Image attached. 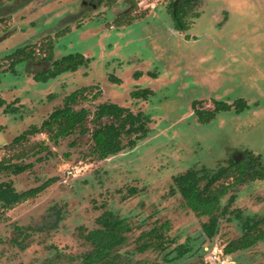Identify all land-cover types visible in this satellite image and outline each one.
I'll use <instances>...</instances> for the list:
<instances>
[{
    "label": "rangeland",
    "instance_id": "obj_1",
    "mask_svg": "<svg viewBox=\"0 0 264 264\" xmlns=\"http://www.w3.org/2000/svg\"><path fill=\"white\" fill-rule=\"evenodd\" d=\"M169 2L0 0V96L18 107L11 113L0 108V161L31 164L24 172L7 170L0 176V264H82L92 248L84 235L98 228L96 218L106 210L132 226L118 250L125 264H264V240L232 254L224 252L242 236L246 217L264 216V177L234 186L221 198L219 213L230 195H236L210 239L202 229L209 218L195 215L183 205L179 191L172 190L174 176L203 166L216 171L229 165L236 151L260 157L257 168L264 174V0H201L184 38L169 30L172 19L167 12L160 18L154 13L155 5ZM127 10L144 19L120 35L108 26ZM83 22L92 26L74 28ZM65 28L69 30L58 38ZM48 41L56 57L86 52L93 64L37 81L35 75L50 63H10L17 47H32L39 55L49 49ZM138 70L144 76L135 81ZM111 74L122 82L109 81ZM97 84L103 95L78 108L93 111L112 97L128 105L126 98L136 85L155 90L134 108L150 118L148 140L103 161L89 153L91 124L56 143L42 133L12 144L23 131L41 126L67 94ZM195 100L197 107L212 109L222 100L233 108L203 123L193 112ZM44 185L37 196L6 208L23 191ZM130 188L137 193L130 196ZM161 224H167L164 249L144 236ZM150 241L153 244L141 251ZM181 244L189 251L177 257Z\"/></svg>",
    "mask_w": 264,
    "mask_h": 264
},
{
    "label": "trees",
    "instance_id": "obj_2",
    "mask_svg": "<svg viewBox=\"0 0 264 264\" xmlns=\"http://www.w3.org/2000/svg\"><path fill=\"white\" fill-rule=\"evenodd\" d=\"M198 1L177 0L174 3L173 9L177 15L176 22L178 27H184V18L188 13L192 12V9ZM52 50L53 45L49 42L50 58ZM16 53L18 57L16 61L28 58L26 57L28 53L24 49L18 50ZM84 63L85 61L82 56L70 55L55 62V66L44 71L45 73L37 78L39 80H47L64 71H75L78 66ZM100 95L101 91L96 87H83L73 91L65 98L63 105L55 108L48 118L42 122L40 127L32 126L30 129L23 131L14 138L12 144H21L24 141L27 142V140L29 142L30 136L42 133H45L51 141L56 143L60 139L73 135L77 130L90 122L92 128L90 130L91 139L94 142L90 156L95 160H103L126 147L123 139L125 135H131L140 130L143 134L146 133L142 115H133L126 108L109 102L100 104L94 114L86 107L76 108L79 103L95 100ZM3 107L5 113L18 110V107H15L11 103L7 104L6 100L0 96V108ZM245 108L246 105H243L239 107V110H244ZM221 109L227 110L229 106L223 105L216 110ZM214 114L207 113L211 117ZM108 118L114 119L115 121L110 123L104 121ZM134 143V140L129 142L130 145H134ZM39 147V150L45 149V142H41ZM37 152L35 151L34 154ZM24 156L19 155V158ZM10 160L5 159L0 161V176L7 170L24 172L31 166L30 163L20 165L18 163H12ZM251 162H254V159ZM255 174L256 171L251 170L250 166L246 167L234 163L229 167H221L214 172L208 171L207 169L203 171H188L176 177L175 184L183 196L185 205L192 208L198 214L214 215V212L218 208L220 197L226 194L233 184L250 180L255 177ZM46 186L23 191L14 201L9 202L6 208H13L19 202L37 196ZM96 221L99 227L89 231L85 236L91 243L92 249L84 255L82 264H125L118 250L128 239L127 233L130 227L127 221L108 210L103 212ZM216 224L215 219L211 218V221L204 225L209 236L214 235ZM164 227L163 225L162 228ZM246 228L247 231L241 238L231 241L226 245L224 248L226 254H232L238 250L249 248L254 246L258 240L264 239V218L254 222L252 225H246ZM144 236H149L155 242L157 241L158 247L162 245V233L153 230L152 233H146ZM151 244H153V241L144 243L140 248L141 251L146 250ZM185 252V249L179 248L178 256H183Z\"/></svg>",
    "mask_w": 264,
    "mask_h": 264
},
{
    "label": "flooded vegetation",
    "instance_id": "obj_3",
    "mask_svg": "<svg viewBox=\"0 0 264 264\" xmlns=\"http://www.w3.org/2000/svg\"><path fill=\"white\" fill-rule=\"evenodd\" d=\"M177 0H170V2H169V4H168V6L166 5H162V4H157V5H155L154 6V13H156V15H158V17L160 18V14L161 13H166L167 12V14L171 17V19H172V21L170 20V23H169V28H170V26H171V28L169 29V30H171L172 32H174L175 34H177L178 36H182L183 38L184 37H189V35H188V32H189V29H190V24H192V22H193V19H195V16H196V12H194V10H195V8H196V6H198L199 4H200V1L201 0H199L198 1V3L196 4V6L192 9V12L191 13H188L187 15H186V17L184 18V22H185V25H184V27H178L177 26V15L175 14V11H174V3L176 2ZM86 5L87 4V2L85 1V2H83V5ZM89 5H90V3H88ZM136 5H137V3H135L134 5H133V8H135L136 7ZM163 7H164V10H162L163 9ZM132 8V9H133ZM136 11H134V12H132V13H129V11L127 10V11H125L124 12V15L122 16H119V18H122V19H118V18H115L114 19V21L108 26L109 28H111L112 30H114V32L115 31H118V34H122V33H124V32H126V31H128V30H130L129 29V27H131L132 26V24L134 23V22H141L140 20H143L144 19V15L143 16H140V17H138V15L136 16V15H134V13H135ZM154 13H152V15L154 16ZM138 22V23H139ZM154 22H157V21H154ZM83 23H85V22H83ZM160 23V22H159ZM164 23V21H162V24ZM146 24H148V27H147V30H145V31H147V34L150 36L151 35V33H152V31H151V27H149V25L151 24V23H149L148 21L146 22ZM167 24V23H166ZM88 26H92L91 25V22L89 23H85L84 25H80L79 27H77V25H76V27H74V28H79V29H81V28H83V29H86ZM142 27H141V29L143 28V26L144 25H141ZM157 27H156V31H159L160 30V27H159V25H156ZM173 26V27H172ZM69 29H63L62 31H60L59 32V35H58V38L61 36V35H63V34H65V32H67ZM111 30V31H112ZM122 30H124V32L122 31ZM110 31V30H109ZM188 35V36H187ZM118 36V35H117ZM48 42H50L51 44H52V41H48ZM49 44V43H48ZM49 46V45H48ZM18 49L17 50H21V49H24L25 51H27L26 50V47H17ZM33 48L32 47H30V50H28L27 51V53L28 54H26V57H28V58H24V59H28V61L29 60H31V61H35L37 64H43L44 62H48V63H50L51 64V66L49 67V68H47V69H44L43 71H41V72H39V73H37V75H35V80H37V81H39V79L37 78L38 76H40L41 74H43V73H45L44 71H47L48 69H51L53 66H55V62H57V61H60V60H62L63 58H65V57H67V56H70V55H73V56H76V55H78V56H82L83 57V59H84V61H85V63L84 64H81L80 66H78V68L75 70V71H64V72H61V73H59L58 75H56V76H53V77H50V78H48L47 80H49V79H51V78H55V77H58L59 75H62V74H65V73H69V72H73V73H77V71L80 69V68H83L84 66H89V65H91V64H93L92 62H93V60H92V58L93 57H91V55H86V52H82V53H71V54H69V55H66V56H63V57H60V55H59V57H56L55 56V51H54V46H53V50H52V52H51V58L49 57L50 56V52H49V49L46 51V52H44L43 54H39V55H36V53H35V51L34 50H32ZM30 53H31V56H30ZM13 54V53H12ZM18 57H17V53H15V54H13L12 55V58H11V62L10 63H12V64H14V61H16V59H17ZM22 60V59H21ZM28 61H26V62H28ZM10 69L12 68V66L10 65V67H9ZM147 74H150L149 72H147ZM135 76V81H139L143 76H144V72L143 71H140V70H138L135 74H134ZM157 78V76L155 77V79ZM108 79H109V81H113V82H122V78H117V77H115L113 74H111L109 77H108ZM101 87V85L100 84H97V85H89V86H84V87H96L98 90H100L101 91V95H103V91H102V89L100 88ZM80 88H83V87H80ZM80 88H78V89H80ZM77 90V89H76ZM75 91V90H74ZM154 89H152V88H150V87H140V85H136L130 92H129V94H128V97H129V99L128 98H126V102H127V104L128 105H124V106H122V105H120V103H118L116 100H115V98H113L112 96V98L110 99H107V100H105V101H102V102H100L98 105H97V107H96V109L98 108V106L100 105V104H102V103H106V102H109V103H111V104H114V105H117V106H120V107H123V108H126L127 110H128V112H130V113H132L133 115H138V114H141L142 115V117H143V122H144V128L146 129V133L145 134H143L142 133V131L140 130L139 132H137V133H134V134H131V135H125L124 137H123V139H124V144H126V147L123 149V150H121L120 152H118V153H115V154H112V155H110L109 157H107L106 159H108V158H110V157H115V156H117V155H120L121 153H123L124 151H129V150H134V149H136L143 141H146V140H148L149 139V137H150V131H151V129H150V123H151V121H150V118L148 117V115H146L142 110H140V108L138 109V111H135V107L137 106V105H139V103H141V105L143 104V103H146L147 101H148V99L150 98V96L151 95H153V93H154ZM73 92V91H72ZM72 92H70L69 94H71ZM149 92V93H148ZM51 93V92H50ZM69 94H67L66 96H65V98L69 95ZM53 95V94H52ZM55 95H56V93H55ZM101 95L99 96V97H101ZM48 96H51L50 94L48 95ZM98 97V98H99ZM65 98H64V100H65ZM97 98V99H98ZM97 99H95V100H97ZM128 99V100H127ZM64 100L62 101V105H63V103H64ZM95 100H91L92 102L93 101H95ZM196 101L197 100H195L194 101V103H193V112H194V114L197 116H199L198 118H199V120L201 121V120H203V121H201V122H203V123H208L212 118H215L216 117V115L218 114V113H220V112H223V111H227V110H230V109H232L233 108V103H229V102H225V101H216V102H214V104H213V108L212 109H208V108H206V107H203V106H201V107H197V104H195L196 103ZM88 102H90V101H88ZM80 104V103H79ZM62 105H60V106H62ZM223 105H227V106H229V109H227V110H216L218 107H220V106H223ZM57 107H59V105L58 106H55V108H57ZM54 108V109H55ZM76 108L77 109H79L77 106H76ZM81 108V107H80ZM246 108H247V104H246ZM53 109V110H54ZM89 109V108H88ZM96 109L95 110H91L92 111V114H94V112L96 111ZM52 110V111H53ZM236 110H238L239 111V106H236ZM51 111V112H52ZM215 113L214 114V116L213 117H211V116H209V115H207V113ZM51 114V113H50ZM49 114V115H50ZM48 115V116H49ZM48 116H47V118H48ZM47 118H45V119H47ZM44 119V120H45ZM43 120V121H44ZM42 121V122H43ZM104 121H107V122H114L115 120L114 119H111V118H108V119H106V120H104ZM89 124H90V122H89ZM139 124H141V123H139ZM40 127V126H39ZM91 128V127H90ZM90 130H92V128L90 129ZM88 139H89V142H91V144H92V146L90 147V151H89V153H91V150H92V147H93V145H94V142H93V140L91 139V132H90V134H89V137H88ZM131 140H134L135 141V143H134V145H130L129 144V142L131 141ZM76 143H72V145H75ZM253 155V156H252ZM247 154V153H244L243 151H236L235 152V154H234V157H233V159H232V161H230V164L229 165H226V166H221V167H229V166H231L232 164H240V165H244V166H246V167H249L250 166V169L251 170H254V171H256V174H255V177L254 178H252V179H250V180H246V181H243V182H241V183H236V184H233L231 187H230V189L226 192V194H224L222 197H224V196H226V195H228L229 194V192L231 191V189L234 187V186H238V185H243V184H246V183H248L249 181H254V180H256V179H263L262 177H264V174H263V172L261 173V169H258L257 168V166H259L260 165V160L258 159V158H260V157H256L254 154ZM255 158H256V160H255ZM106 159H103V160H106ZM253 159H254V162H251L250 163V161L252 160L253 161ZM103 160H100V161H103ZM256 161V162H255ZM220 167V168H221ZM220 168H218V169H220ZM204 169H207L208 171H211L209 168H206V167H201V169H196V168H192V169H188L186 172H184V173H181V174H179V175H176V176H174L173 177V182H174V187H173V189L172 190H174V189H176V190H178V187H177V185L175 184V178L176 177H178V176H180V175H182V174H185V173H187L188 171H203ZM212 172H214V171H212ZM130 190V196H133V195H135L136 193H137V189H133V188H130L129 189ZM179 191V190H178ZM180 193V192H179ZM180 195H181V198H182V203H183V205L186 207V208H188V209H190L192 212H194L195 213V215H197L198 217H201V216H206V217H208L209 219H208V221L207 222H204L203 224H202V229H203V232H204V234L206 235V237L207 238H213L215 235H216V233H217V229H218V225H219V218H220V215H222V214H226V213H228L229 212V206L235 201V199H236V195L235 194H232V195H230V197H229V203H228V205L227 206H225L224 208H223V210L219 213V210H220V206H221V204H220V202H221V198L222 197H220V199H219V202H218V208H217V210L214 212V215H206V214H198L197 212H195L192 208H190L189 206H187V205H185V203H184V200H183V196H182V194L180 193ZM107 211V210H106ZM108 211H111L112 213H114L112 210H108ZM105 212V211H104ZM237 216H241L242 215V213H241V211H237ZM115 214V213H114ZM99 217V216H98ZM97 217V218H98ZM118 217H120V218H122L123 220H125V221H127V223H128V225H129V227H130V229H129V231H128V233H127V235L129 234V233H131L132 232V226H131V224H130V222L127 220V219H125L124 217H121V216H118ZM97 218H96V220H97ZM211 218H213V219H215V221H216V230L214 231V235L213 236H209L208 235V233H207V231L205 230V228H204V225L206 224V223H209L210 221H211ZM241 218V217H240ZM262 218H264V216L263 217H260V218H250V217H246L245 219H244V221H243V234H242V236L246 233V231H247V228H246V225H252L254 222H256V221H259L260 219H262ZM96 223H97V221H96ZM97 225H98V223H97ZM162 226H163V224H161L160 226H154L150 231H148L147 233H152V231L153 230H156L158 233H162L163 234V238H164V233H163V231H165L164 229H166V227H167V224H164V228H162ZM98 227H99V225H98ZM96 229V228H95ZM91 230H94V229H91ZM91 230H88L86 233H85V235H84V238L86 239V234L89 232V231H91ZM241 236V237H242ZM240 237V238H241ZM163 238H162V240H161V243H162V245H160L159 247L161 248V249H164V248H167L168 246H165L164 247V243H163ZM128 240V239H127ZM262 240H264V239H260V240H258L256 243H258L259 241H262ZM86 241L87 242H89L87 239H86ZM90 243V242H89ZM158 243V242H157ZM91 244V243H90ZM144 244V243H143ZM142 244V245H143ZM141 245V246H142ZM170 245V244H169ZM141 246H140V248H141ZM150 247V246H149ZM148 247V248H149ZM252 247V246H251ZM177 251H178V249L179 248H181V249H185L186 250V252L184 253V255L189 251L188 250V247L185 245V244H181V245H178L177 247ZM250 248V247H249ZM92 249V248H91ZM246 249H248V248H246ZM243 250H245V249H243ZM145 251V250H144ZM238 251H240V250H238ZM237 252V251H236ZM177 257H180V256H178V252H177V255H176Z\"/></svg>",
    "mask_w": 264,
    "mask_h": 264
},
{
    "label": "built area",
    "instance_id": "obj_4",
    "mask_svg": "<svg viewBox=\"0 0 264 264\" xmlns=\"http://www.w3.org/2000/svg\"><path fill=\"white\" fill-rule=\"evenodd\" d=\"M71 173H72V171H69V172H68V174H71Z\"/></svg>",
    "mask_w": 264,
    "mask_h": 264
}]
</instances>
